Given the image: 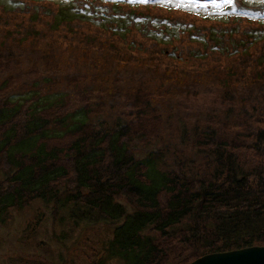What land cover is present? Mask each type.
Returning <instances> with one entry per match:
<instances>
[{"label": "rangeland", "instance_id": "obj_1", "mask_svg": "<svg viewBox=\"0 0 264 264\" xmlns=\"http://www.w3.org/2000/svg\"><path fill=\"white\" fill-rule=\"evenodd\" d=\"M88 1L0 0V106L24 101L18 122L23 125L33 95L59 93L56 103L62 106L45 108L46 103L42 110L51 125L48 136L84 120L67 117L84 109L89 138L116 123L131 133L126 141L135 155L160 148L166 170L201 164L197 154H189L206 128L229 139L244 164H258L264 150L253 145L264 131V0ZM118 4L121 14L137 4V24L164 17L177 21L175 38L162 43L166 31H157L156 42L132 28L116 34L107 16L118 20L111 10ZM62 5L80 12L84 21L77 17L54 26ZM72 138L48 145L67 149ZM71 161L61 162L68 176L55 184L59 192L77 193ZM11 168L0 154V191L9 184ZM53 217L40 202L15 209L0 227V264H95L110 225L96 220L72 229L54 225ZM54 234L63 236L62 246Z\"/></svg>", "mask_w": 264, "mask_h": 264}, {"label": "trees", "instance_id": "obj_2", "mask_svg": "<svg viewBox=\"0 0 264 264\" xmlns=\"http://www.w3.org/2000/svg\"><path fill=\"white\" fill-rule=\"evenodd\" d=\"M119 6L111 8L118 20L107 16L116 34L132 28L156 42L157 31H166L162 43L175 38L173 24L177 21L164 17L137 24V4L129 6L128 14L119 13ZM56 12L52 23L56 27L77 17L84 21L80 12L64 5ZM211 39L218 43L215 37ZM59 98V93L33 95L23 125L18 122L24 101H6L0 106V154L12 166L9 184L0 191V227L15 209L34 201L51 209L54 225L69 224L76 229L84 222L108 223L110 237L100 243L95 264H189L208 254L264 247V151L256 166L244 164L238 152L231 150L229 139L216 137L206 128L202 141L192 145L189 154H197L201 164L177 172L166 170L160 148L135 155V148L126 141L131 133L116 123L89 138V123H85L89 113L84 109L67 115H81L84 120H74L56 137L48 136L51 125L42 110L59 109ZM56 122L62 124L60 119ZM68 135L73 138L67 149L48 145ZM256 137L253 148L264 150V131ZM186 140L184 147L190 142ZM69 158L77 191L71 194L55 188L68 176L61 162ZM54 237L61 246L65 243L60 234Z\"/></svg>", "mask_w": 264, "mask_h": 264}, {"label": "water", "instance_id": "obj_3", "mask_svg": "<svg viewBox=\"0 0 264 264\" xmlns=\"http://www.w3.org/2000/svg\"><path fill=\"white\" fill-rule=\"evenodd\" d=\"M189 264H264V247L253 246L230 252L208 254Z\"/></svg>", "mask_w": 264, "mask_h": 264}, {"label": "snow or ice", "instance_id": "obj_4", "mask_svg": "<svg viewBox=\"0 0 264 264\" xmlns=\"http://www.w3.org/2000/svg\"><path fill=\"white\" fill-rule=\"evenodd\" d=\"M143 2H145V3H146V2H148V0H143ZM229 2H230V0H229ZM177 6H179V5H177Z\"/></svg>", "mask_w": 264, "mask_h": 264}]
</instances>
